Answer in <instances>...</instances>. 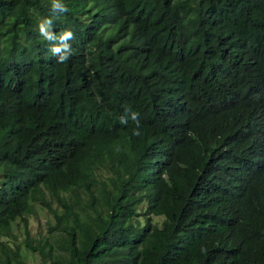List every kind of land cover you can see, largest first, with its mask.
<instances>
[{"label":"trees","instance_id":"trees-1","mask_svg":"<svg viewBox=\"0 0 264 264\" xmlns=\"http://www.w3.org/2000/svg\"><path fill=\"white\" fill-rule=\"evenodd\" d=\"M63 2L0 0V264H264V0Z\"/></svg>","mask_w":264,"mask_h":264},{"label":"clouds","instance_id":"clouds-1","mask_svg":"<svg viewBox=\"0 0 264 264\" xmlns=\"http://www.w3.org/2000/svg\"><path fill=\"white\" fill-rule=\"evenodd\" d=\"M51 11L53 13L52 17L43 19L39 25V32L41 36L48 42L52 44L50 51L57 57L58 63L67 62L72 54V45L70 41L75 39V34L71 29L62 31L59 35L56 34L54 29V19L58 18L59 15L66 14L70 12V8L63 2V0H51ZM137 113H132L131 118L133 121L137 120ZM120 122L122 124L127 123L126 116H121ZM135 134L139 135L138 130H134Z\"/></svg>","mask_w":264,"mask_h":264},{"label":"rangeland","instance_id":"rangeland-1","mask_svg":"<svg viewBox=\"0 0 264 264\" xmlns=\"http://www.w3.org/2000/svg\"><path fill=\"white\" fill-rule=\"evenodd\" d=\"M46 208H43L39 211L38 213V219L37 220H31V229L32 231H44L46 230L47 228V222H46V219H47V214H46ZM21 225H22V222H21ZM24 236L23 232L22 234H20V238L22 239ZM32 262H38V258H37V255L35 254L34 255H30L29 258L27 259V264H31Z\"/></svg>","mask_w":264,"mask_h":264}]
</instances>
